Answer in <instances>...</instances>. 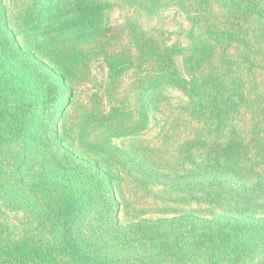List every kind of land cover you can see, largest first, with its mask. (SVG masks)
Returning a JSON list of instances; mask_svg holds the SVG:
<instances>
[{
	"label": "rangeland",
	"instance_id": "rangeland-1",
	"mask_svg": "<svg viewBox=\"0 0 264 264\" xmlns=\"http://www.w3.org/2000/svg\"><path fill=\"white\" fill-rule=\"evenodd\" d=\"M50 1L62 7L57 19H49L57 16L53 10L39 18L43 23L38 29H30L36 15L26 20V14L34 7L53 9ZM192 1L0 0L2 22L9 32L0 36L6 61L32 79L44 98L61 109L69 104L55 123L60 144L42 147L46 157L41 168L46 170L49 164L86 169L97 161L113 178L112 197L119 204L113 213L117 226L188 215L217 216L205 195V182L217 177L205 174L201 147L211 136L213 123L208 117L213 114L203 118L201 106L211 102L217 109L238 104L232 110L235 130L250 136L253 115L264 99L263 78L252 69L259 59L253 56L246 25L220 10L217 18H210L200 13L199 0ZM236 1L244 0L228 1V7ZM78 16L89 33H79L75 25L60 31ZM138 32L159 46L179 49L174 66L189 93L168 81L157 66L140 59L133 41ZM221 32L227 36L213 41ZM202 44L206 47L195 52ZM105 56L116 57L126 67L119 83L110 78ZM57 75L60 80L51 83ZM206 82L209 85L204 86ZM142 118L147 119L146 127ZM256 200L257 204L264 201L261 196ZM6 212L23 230L24 211ZM86 227L84 222L83 230ZM89 242L111 250L99 239L89 238ZM145 254L131 249L113 253L110 259L117 258L114 264H150ZM263 256L260 247L242 264H258ZM184 261L180 264H207Z\"/></svg>",
	"mask_w": 264,
	"mask_h": 264
},
{
	"label": "trees",
	"instance_id": "trees-1",
	"mask_svg": "<svg viewBox=\"0 0 264 264\" xmlns=\"http://www.w3.org/2000/svg\"><path fill=\"white\" fill-rule=\"evenodd\" d=\"M228 1L199 0L200 13L217 18L220 10L222 15L231 14L246 25L253 56L259 59L252 69L264 83V0L236 1L231 7ZM50 2L53 9L38 11L39 7H34L26 14V20L36 15L30 29H38L43 23L39 18L51 15L53 10L57 16L49 19H57L62 7L59 2ZM84 23L82 16L73 17L60 31L75 25L86 35L90 30ZM1 35L9 32L0 12ZM215 35L218 38L213 41L227 36L224 32ZM133 41L141 60L157 66L168 81L189 93L186 80L174 66L173 57L179 49L159 46L142 32ZM205 47L202 44L194 51ZM122 60L129 62L128 58ZM104 61L110 78L119 83L126 67L116 57L105 56ZM52 80L60 79L57 75ZM53 102L43 97L32 79L6 61L0 48V264H114L117 258L110 259L113 253L131 249L145 250L150 264H180L182 260L242 264L258 248L264 251V211L258 210L264 208V201L257 204L256 200L260 196L264 200V99H260L258 113L253 115L250 136L235 130L232 110L238 104L217 109H212L215 103L211 102L201 106L203 118L213 114L208 117L213 123L212 139H205L201 147L205 174L217 177L205 182L206 199L217 216L145 220L132 227L117 226L113 213L119 204L112 197L113 178L97 161L88 163L86 169L66 170L49 164L46 170L41 168L46 157L42 147L59 146L61 136L55 123L69 105L63 110ZM141 123L146 127L147 119L142 118ZM61 152L70 156L64 149ZM35 176L39 178L34 180ZM6 210L24 211L23 230ZM84 222L87 227L83 230ZM89 238L99 239L111 250L91 245ZM258 264H264V256Z\"/></svg>",
	"mask_w": 264,
	"mask_h": 264
}]
</instances>
